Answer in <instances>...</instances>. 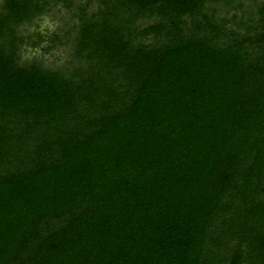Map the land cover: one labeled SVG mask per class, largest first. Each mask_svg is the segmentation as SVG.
I'll list each match as a JSON object with an SVG mask.
<instances>
[{
	"label": "trees",
	"instance_id": "trees-1",
	"mask_svg": "<svg viewBox=\"0 0 264 264\" xmlns=\"http://www.w3.org/2000/svg\"><path fill=\"white\" fill-rule=\"evenodd\" d=\"M0 264H264V0H3Z\"/></svg>",
	"mask_w": 264,
	"mask_h": 264
},
{
	"label": "rangeland",
	"instance_id": "rangeland-1",
	"mask_svg": "<svg viewBox=\"0 0 264 264\" xmlns=\"http://www.w3.org/2000/svg\"><path fill=\"white\" fill-rule=\"evenodd\" d=\"M2 1L0 0V5ZM77 11L76 6L71 7L63 2L55 3L35 22L24 25L22 31L27 39L22 51L24 58L30 59L36 56L52 67L67 66L68 62L73 60L71 39L76 31L73 28V23L77 20L75 16ZM54 33L61 36V43L56 42L52 45L53 42L50 41V38Z\"/></svg>",
	"mask_w": 264,
	"mask_h": 264
}]
</instances>
